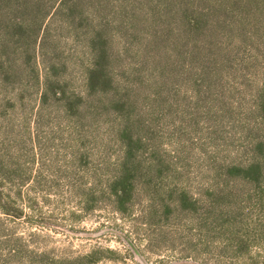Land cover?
Here are the masks:
<instances>
[{
  "label": "trees",
  "instance_id": "obj_1",
  "mask_svg": "<svg viewBox=\"0 0 264 264\" xmlns=\"http://www.w3.org/2000/svg\"><path fill=\"white\" fill-rule=\"evenodd\" d=\"M34 97L36 127L64 126L77 168L119 148L87 203L149 226L186 218L188 255L264 264V0H0V119ZM198 146L214 174L200 197L184 180ZM3 171L0 211L20 218ZM119 257L97 249L68 263Z\"/></svg>",
  "mask_w": 264,
  "mask_h": 264
},
{
  "label": "rangeland",
  "instance_id": "obj_2",
  "mask_svg": "<svg viewBox=\"0 0 264 264\" xmlns=\"http://www.w3.org/2000/svg\"><path fill=\"white\" fill-rule=\"evenodd\" d=\"M233 87L238 94L246 89L241 81ZM246 91L241 98L244 102L249 98L248 86ZM32 99L24 111L0 119V164L7 178L4 191L6 199L23 211L20 218L0 211L1 264H66L97 249L120 253L118 259L99 264H143L135 252L147 264H185L193 260L199 264H238L214 255H188L185 239L180 238L186 226L192 228L186 218L149 226L139 212L123 216L98 196H91L92 203H87L90 190L99 193L112 175L119 148L114 142H109L105 151L95 148L91 164L77 168L69 132L57 129L58 124L64 126L51 123L49 118L36 127L39 102L37 97ZM19 111L25 114V120H21ZM232 129L227 126L223 136L231 138ZM164 145L165 152H177L167 139ZM198 152L200 146L195 148L184 176L187 188L196 197L203 196L214 183L211 167Z\"/></svg>",
  "mask_w": 264,
  "mask_h": 264
},
{
  "label": "water",
  "instance_id": "obj_3",
  "mask_svg": "<svg viewBox=\"0 0 264 264\" xmlns=\"http://www.w3.org/2000/svg\"><path fill=\"white\" fill-rule=\"evenodd\" d=\"M143 264H147L144 260H141Z\"/></svg>",
  "mask_w": 264,
  "mask_h": 264
}]
</instances>
